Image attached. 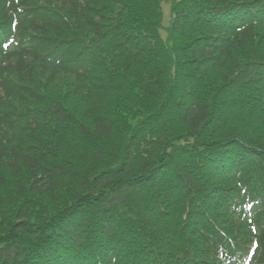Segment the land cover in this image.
I'll list each match as a JSON object with an SVG mask.
<instances>
[{"label":"trees","instance_id":"16d2710c","mask_svg":"<svg viewBox=\"0 0 264 264\" xmlns=\"http://www.w3.org/2000/svg\"><path fill=\"white\" fill-rule=\"evenodd\" d=\"M173 13L0 0V264H264V0Z\"/></svg>","mask_w":264,"mask_h":264},{"label":"rangeland","instance_id":"374dc122","mask_svg":"<svg viewBox=\"0 0 264 264\" xmlns=\"http://www.w3.org/2000/svg\"><path fill=\"white\" fill-rule=\"evenodd\" d=\"M180 0H157V3L163 13V27L160 28V34L162 37L164 38H167V29H169L170 26H172L173 24V18L175 16V13H173V7L176 6V4L179 2ZM71 78H68V80H70ZM59 80H61L62 82L67 80L66 78H63V77H59ZM7 176H8V180H9V183L4 186V187H1L3 188V190L6 192V194L8 193H11L12 192V185L14 184V182L12 183V179H13V175L8 171L7 173ZM14 186V185H13ZM11 200V198H10ZM47 203H48V200H47ZM46 203L47 206H50ZM1 207V206H0ZM29 208H30V205H29ZM5 209H10V210H13L14 212H9V213H6L4 215H2V213L0 212V224H1V227L4 226V225H7L8 223H14L16 221V208H14V206H9V207H6ZM31 209V208H30ZM6 219V221L3 222V219ZM0 227V243L3 239H5L4 237H7L10 235L9 233L7 234V232L2 229ZM14 231V229H12Z\"/></svg>","mask_w":264,"mask_h":264}]
</instances>
